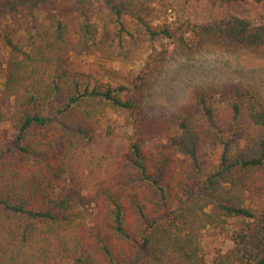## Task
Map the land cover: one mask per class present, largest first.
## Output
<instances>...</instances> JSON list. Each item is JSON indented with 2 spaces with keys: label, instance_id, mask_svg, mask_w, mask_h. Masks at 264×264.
Here are the masks:
<instances>
[{
  "label": "trees",
  "instance_id": "1",
  "mask_svg": "<svg viewBox=\"0 0 264 264\" xmlns=\"http://www.w3.org/2000/svg\"><path fill=\"white\" fill-rule=\"evenodd\" d=\"M64 1L77 11L74 31L63 9L48 6L54 0H0V132L8 122L17 133L0 149V264H208L202 238L210 228L232 242L216 251L213 264H264L259 86H198L186 108L152 118L144 102L153 63L128 85L86 71L76 59L95 43L97 22L87 11L89 0ZM104 1L119 36L154 41L173 35L168 25L152 20L160 0ZM196 1L218 8L250 0ZM33 3H44L43 23ZM5 7L12 15L4 16ZM188 29L198 46L264 49V23L249 17L211 13ZM217 103L232 110L228 133L217 122ZM198 112L206 116V130L194 124ZM244 112L259 130L237 149ZM108 113L124 118L128 146L92 186L95 210L88 222L56 177ZM158 138L165 148L149 146ZM210 149L218 150L212 158ZM255 192L262 201L251 200Z\"/></svg>",
  "mask_w": 264,
  "mask_h": 264
},
{
  "label": "rangeland",
  "instance_id": "2",
  "mask_svg": "<svg viewBox=\"0 0 264 264\" xmlns=\"http://www.w3.org/2000/svg\"><path fill=\"white\" fill-rule=\"evenodd\" d=\"M44 3H33L34 13L43 23L45 14L39 10ZM49 7L64 10L63 17L72 31L77 28V11L64 0H54ZM9 7V6H8ZM8 7L2 9L5 15H12ZM152 16L155 25H168L172 30L170 37L159 35L154 41L144 36H119L116 27L108 21L109 8L104 0H89L87 11L97 22L96 41L85 55L76 60L83 68L94 73L98 79L115 81L128 85L132 77L144 69L147 62L153 63L150 81L145 92V109L152 118H165L186 108L198 86L224 87L242 82H253L264 94V49L243 45L236 48H219L210 43L198 46L192 42L188 25L194 20L206 19L211 13L249 17L264 23V1L232 3L224 7H214L208 2L196 0H160L155 5ZM8 10V11H7ZM7 13V14H6ZM6 17V16H5ZM5 20H9L8 18ZM5 80V70H0V94ZM13 103V99L10 103ZM216 119L225 133L231 128L232 110L225 104L217 103ZM194 124L202 130L209 128L206 116L198 112ZM235 136L237 149H243L252 136L258 132L253 122L244 112L239 120ZM130 128L121 116L113 113L105 115L93 131V138L71 154L66 172L56 177L60 189L68 190L80 203L79 209L86 213L88 222L92 221L95 202L90 197L92 186L101 181L106 173L119 161L128 146L126 134ZM177 132L173 130L168 134ZM36 132H32L35 135ZM232 132H230L231 134ZM9 123L3 124L0 132V149L8 146L16 136ZM165 148L160 138L149 144ZM64 151V147L61 148ZM217 149L208 150L211 158ZM214 155V158L216 157ZM251 200H263L260 193H254ZM232 242L225 239L215 229L205 231L202 246L208 260L218 249L227 250Z\"/></svg>",
  "mask_w": 264,
  "mask_h": 264
}]
</instances>
